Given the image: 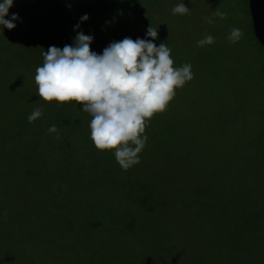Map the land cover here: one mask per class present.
<instances>
[{
	"label": "rangeland",
	"instance_id": "1",
	"mask_svg": "<svg viewBox=\"0 0 264 264\" xmlns=\"http://www.w3.org/2000/svg\"><path fill=\"white\" fill-rule=\"evenodd\" d=\"M23 1L14 0L5 17L18 14L20 26L0 30V100L8 101H0V264H226L236 256L226 236L242 224L239 203L264 211V49L251 0H141L140 9L121 14L130 31L94 33L102 36L94 41L102 54L112 42L136 40L133 29L143 31L144 16L145 28L160 33L153 42L166 43L174 66L191 64L194 74L148 121L140 163L127 171L112 152L97 150L85 114L75 115L80 126L55 125L58 133L48 132L46 119L28 122L46 103L37 95L36 69L50 47L63 49L69 24L52 16V6L45 13L34 7L38 0ZM91 1L104 9L105 2ZM181 2L188 14L173 15ZM96 15L103 23L100 13L88 16ZM37 20L44 32L29 52L31 37L22 30ZM233 28L242 33L236 43L228 39ZM209 35L214 43L198 46ZM12 91L20 97L13 100ZM10 97L27 103L12 107ZM260 225L239 250L247 259L254 249L255 262L264 264V216Z\"/></svg>",
	"mask_w": 264,
	"mask_h": 264
},
{
	"label": "clouds",
	"instance_id": "2",
	"mask_svg": "<svg viewBox=\"0 0 264 264\" xmlns=\"http://www.w3.org/2000/svg\"><path fill=\"white\" fill-rule=\"evenodd\" d=\"M14 0H0V25L14 29L18 14L9 9ZM189 8L184 2L172 9L173 15H186ZM223 18V13H215ZM87 14L80 22L87 21ZM78 23L74 31L81 26ZM208 23H212L209 19ZM147 37L151 40L124 38L110 43L98 54L91 49L94 37L77 31L72 45L63 49L50 47L43 53V64L36 69L37 95L46 102L75 101L91 116L90 138L99 151L114 154L120 167L127 171L140 163V154L146 146V125L157 113L166 110L177 89L193 79L191 64L174 66L171 49L166 43L157 46L158 30L150 26ZM242 33L233 28L228 39L238 42ZM198 46L212 45L214 38L206 36ZM42 116L39 108L29 116L33 123ZM49 133H58L55 125ZM57 139L59 136L57 135Z\"/></svg>",
	"mask_w": 264,
	"mask_h": 264
},
{
	"label": "trees",
	"instance_id": "3",
	"mask_svg": "<svg viewBox=\"0 0 264 264\" xmlns=\"http://www.w3.org/2000/svg\"><path fill=\"white\" fill-rule=\"evenodd\" d=\"M20 1L24 2L23 0H20ZM38 1H35L36 4L37 3H39V4L38 5L35 4L34 7H37L42 11L41 7L39 6V5H42L44 8V12L48 13L49 7L52 6L53 9L55 10L53 12L52 16L59 18V19H62L63 21L65 18V20L67 21V24H69L68 28L64 27V29H62V30H64V33H65V40L63 41V47L65 45H72L73 44V41L77 35V31L81 28L85 29V32H83L85 35L91 34L94 37V41H96V42L97 41L100 42V40H101L100 38L102 36H96L94 33H100L101 29L105 33H106V31H108V29H112V30H116V31L120 30L119 34L123 35L124 32L130 31L129 29L125 28L126 25L128 24V22H126V20L124 18H123V20L121 19L122 18L121 14L123 15V10H127V8H132V7H136L138 9H140V7L142 6L141 0H125V2H123L122 0H100V2H105V4L103 5L104 9H99V7L98 8L93 7L91 0H81V1H77L75 3L70 2L68 0H38ZM79 2H81V4H83V5H85L86 8L82 7V10H80L79 7L75 8L76 6H80ZM71 5H73V8L70 7ZM27 8H28V6H27ZM29 9L30 8L27 9V14L29 12ZM96 12L101 14L102 19H103V23H97L96 22L97 18H100L99 15H96L95 19H91L90 18L91 16H89V19L87 21H84L82 23L80 22V18L83 15H85V14L91 15V13L96 14ZM26 16H28V15H26ZM140 20H141V23H143V25L145 27L150 24V20H148L144 16H141ZM38 22L39 21L37 20V21H33V23H27L22 30L23 36H30L31 37V39L28 40V44H29V48H30L29 52L31 50H33V47H31V46H33V42L37 43L38 38H40L42 36L41 33L44 32V30L41 28V25ZM78 23H81V26L78 30L74 31V26L77 25ZM122 24H123V26H122ZM17 25L20 26L19 24H17ZM17 25H16V27L18 28ZM145 27L143 28V31H141L139 28L133 29L137 32V35H135V34L134 35L138 38L140 35L142 36L145 33V39L151 40L152 38L147 37V35H146L147 28H145ZM0 30L4 33H7V29L6 28L3 29L2 25H0ZM57 32L53 31L52 33H49V34H53V33H57ZM140 32H143V33H140ZM158 37H160V33H158ZM44 39H45L46 43L48 44L50 41L49 40L50 36H48V37L45 36ZM94 41L91 44L92 45L91 49H92V51L97 53V51L94 50V45H96L94 43ZM155 41H156V39L154 40V42ZM259 44H260V42H259ZM263 49H264V47H263ZM22 50L26 51V49H22ZM21 77H23V76L21 75ZM0 84H2V83H0ZM27 84H28V86H30L29 83H27ZM25 88L27 90L29 89L27 87V85ZM1 91H2V89L0 88V92ZM32 93H35L34 90ZM16 94H19V93H16L15 91L11 92L10 96L13 98V100L15 99L14 97H17V98L20 97L19 95H16ZM6 97L7 96H4L1 98V100H0L1 103H7L8 102L7 100L5 101ZM11 97H10V99H11L10 104L12 107L14 105L17 108L19 105H21L23 103H27V100H25V101L20 100V101H14L13 102ZM37 108H39V107H37ZM37 108H35V109H37ZM57 109H59V110L57 111ZM40 110L42 112V116L40 118H38L37 121L39 123H44L45 119H46V122L48 121L51 126L52 125L69 126L71 124H73V125L75 124L77 126H80L83 122V119L75 116L77 113L78 114H85L87 116V118L91 117L87 112H84L81 109V107L79 105H77V103L75 101L65 102L63 104L54 101V104H52V105L48 104V102H46V103H43V106L40 105ZM55 113H59V114H55ZM31 124L33 126H37L36 122L31 123ZM31 175H32V171L28 170V176H31ZM53 189H54V191L59 190V192H61V188L55 189V187L53 186ZM237 203H239L238 200H237ZM239 204L240 205L243 204L242 210L245 211L244 212L245 215L237 216L238 218L236 219V222L241 221L240 219H242V224L240 225V227H238L236 225V228L234 227L233 229L229 230V232L226 236V243H232L235 247H237L238 253L236 256H233V257L230 256L229 257L230 260L225 258L226 257L225 255H223V256L226 260V264H259V263L255 262V259L257 258V256L254 259V256H255L253 254V252H255V251H253L254 249H252L250 251L247 259H244L241 251L239 250V247H240V245L243 244L244 240L247 243L249 237L253 236L252 235L253 233H258L261 230L260 222L263 219L264 211L255 210L254 209L255 204L251 203L250 201L248 203L242 202ZM64 217L65 216H62V220ZM233 222H235V221H233Z\"/></svg>",
	"mask_w": 264,
	"mask_h": 264
},
{
	"label": "water",
	"instance_id": "4",
	"mask_svg": "<svg viewBox=\"0 0 264 264\" xmlns=\"http://www.w3.org/2000/svg\"><path fill=\"white\" fill-rule=\"evenodd\" d=\"M250 13L253 21L254 34L264 47V0H251Z\"/></svg>",
	"mask_w": 264,
	"mask_h": 264
}]
</instances>
